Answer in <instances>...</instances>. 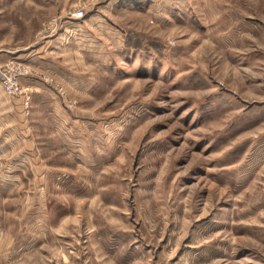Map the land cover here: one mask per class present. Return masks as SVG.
Returning a JSON list of instances; mask_svg holds the SVG:
<instances>
[{
    "label": "rangeland",
    "instance_id": "1",
    "mask_svg": "<svg viewBox=\"0 0 264 264\" xmlns=\"http://www.w3.org/2000/svg\"><path fill=\"white\" fill-rule=\"evenodd\" d=\"M0 56V264H264V0H0Z\"/></svg>",
    "mask_w": 264,
    "mask_h": 264
},
{
    "label": "crops",
    "instance_id": "2",
    "mask_svg": "<svg viewBox=\"0 0 264 264\" xmlns=\"http://www.w3.org/2000/svg\"><path fill=\"white\" fill-rule=\"evenodd\" d=\"M71 28L72 26L67 28L70 30L68 33H71ZM75 29L76 30L74 31H84V22L80 23ZM0 59L2 60L3 56H0ZM31 61L37 62L40 60L32 58ZM42 62L43 61H40V63ZM2 87L3 86L0 82V147H2V149L4 147L8 149H15L18 153L16 159L23 160L24 162L22 164L23 166L16 165L12 170V168H10L12 165L11 160L9 163L3 161V164L7 163L9 169L1 174V179L9 181L10 179L21 181L26 180V178H29L26 174L29 165L35 170V176L33 179L37 181V183H41L42 166L38 163L39 155L37 156L35 152L37 145L36 140L32 139L33 130L28 122H25L22 118H20V114L23 112L21 104L18 102L20 100H12L10 95H8ZM32 160L35 161L34 164L31 163ZM11 171H14L13 176L10 175Z\"/></svg>",
    "mask_w": 264,
    "mask_h": 264
},
{
    "label": "built area",
    "instance_id": "3",
    "mask_svg": "<svg viewBox=\"0 0 264 264\" xmlns=\"http://www.w3.org/2000/svg\"><path fill=\"white\" fill-rule=\"evenodd\" d=\"M70 18H83L85 11L83 9H75L70 11ZM31 69L20 61H9L5 67H0V80L4 90L9 94L17 95L20 92V79L30 73ZM29 103H27L28 105Z\"/></svg>",
    "mask_w": 264,
    "mask_h": 264
}]
</instances>
